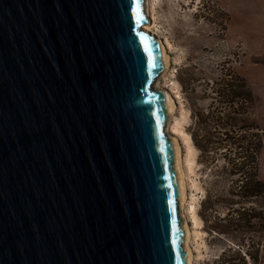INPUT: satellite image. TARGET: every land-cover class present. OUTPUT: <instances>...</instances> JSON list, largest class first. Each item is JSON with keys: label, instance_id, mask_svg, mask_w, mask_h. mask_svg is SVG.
<instances>
[{"label": "water", "instance_id": "obj_1", "mask_svg": "<svg viewBox=\"0 0 264 264\" xmlns=\"http://www.w3.org/2000/svg\"><path fill=\"white\" fill-rule=\"evenodd\" d=\"M148 22L145 0H0V264H190Z\"/></svg>", "mask_w": 264, "mask_h": 264}, {"label": "rangeland", "instance_id": "obj_2", "mask_svg": "<svg viewBox=\"0 0 264 264\" xmlns=\"http://www.w3.org/2000/svg\"><path fill=\"white\" fill-rule=\"evenodd\" d=\"M155 16L154 30L171 43L169 71L166 76L163 71L157 83L173 86L175 82L179 91L175 116L181 117L182 109L186 111L185 129L191 137L194 111L209 110L217 74L224 66L227 70L235 67L247 79L258 97V111L264 122V0H155ZM189 75L194 77L192 85L188 84ZM183 154H186L184 146ZM215 170L205 164L197 149L194 171L189 174L197 186L188 188L189 197L191 194L197 197L201 231V239L190 242L194 264H220L223 255L229 263L244 264L236 251L241 252L248 264H264V214H259L264 209V196L254 200L252 206L259 216L245 234L217 232L211 228V222L203 219V201L209 194L215 198L224 193L228 185L226 174ZM260 175L264 179V151ZM217 209L216 215L221 218L228 213L224 204ZM189 223L194 227L192 220Z\"/></svg>", "mask_w": 264, "mask_h": 264}, {"label": "trees", "instance_id": "obj_3", "mask_svg": "<svg viewBox=\"0 0 264 264\" xmlns=\"http://www.w3.org/2000/svg\"><path fill=\"white\" fill-rule=\"evenodd\" d=\"M193 80V75H189L188 84L192 85ZM212 94L209 110L194 111L195 126L191 134L205 164L225 173L228 185L215 198L213 194L206 197L202 217L217 232L245 234L259 216L252 204L264 196V179L260 175L264 122L258 111L257 95L235 67L220 68ZM223 204L228 213L221 218L216 212ZM259 214H264V209ZM235 253L248 264L240 251ZM246 253L256 260L251 251ZM218 262L232 264L224 255Z\"/></svg>", "mask_w": 264, "mask_h": 264}, {"label": "bare ground", "instance_id": "obj_4", "mask_svg": "<svg viewBox=\"0 0 264 264\" xmlns=\"http://www.w3.org/2000/svg\"><path fill=\"white\" fill-rule=\"evenodd\" d=\"M145 5L149 22L145 24V27H143V29L151 32L159 39L161 51L166 56L167 67L164 69L165 73L163 74L164 76H166L167 72L169 71L168 48H171V43L167 39L166 41L163 40L162 37L159 36V34L154 30L157 26L155 16V0H145ZM159 77L157 78V80L159 79ZM157 80V85L155 84V86L165 91L166 98H168L173 105L172 113L169 115L166 131L169 137L175 140L178 147L180 169L184 183L183 217L191 258L190 264H194L195 256L190 246V242L192 240L197 241L198 239H201V231L198 229V227L200 226V220L197 214V197L196 194H191V197H189L188 188L197 186L195 180L191 177V175H189L194 171L197 149L193 144L191 135L185 129V122L188 118L186 111L182 109L181 117L175 116V110L177 108L175 98H179V91L175 89L177 88L175 82H173V86H171L170 84H167L168 86H161L159 83H157ZM169 87H171V89H169ZM183 146L186 150V154H183ZM191 220L194 223V227L192 228L189 223Z\"/></svg>", "mask_w": 264, "mask_h": 264}]
</instances>
